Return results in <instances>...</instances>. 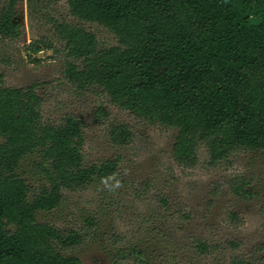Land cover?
<instances>
[{"label":"trees","instance_id":"obj_1","mask_svg":"<svg viewBox=\"0 0 264 264\" xmlns=\"http://www.w3.org/2000/svg\"><path fill=\"white\" fill-rule=\"evenodd\" d=\"M64 1L69 17L105 28L117 45L98 49L95 36L82 26L51 19L61 47L43 39L30 42L24 51L33 62L42 51L61 52L67 59L64 79L77 90L96 87L111 105L136 119L174 129L172 158L184 168L197 163L199 141L207 143L211 164L237 151H264V0ZM19 2H2L3 39L20 36L15 22ZM1 77L0 264H81L60 252L78 247L83 235L39 223L36 214L56 209L63 192L117 177L120 159L86 164L83 120L65 114L43 121L37 84L6 87ZM93 119L101 125L105 110L96 108ZM109 138L122 146L130 135L125 126L113 125ZM34 154L44 179L36 190L16 172ZM243 187L230 186L235 195ZM238 245L225 242L230 251ZM191 246L201 256L218 248L199 238ZM133 253L141 264H149ZM228 264L252 263L233 255Z\"/></svg>","mask_w":264,"mask_h":264},{"label":"rangeland","instance_id":"obj_2","mask_svg":"<svg viewBox=\"0 0 264 264\" xmlns=\"http://www.w3.org/2000/svg\"><path fill=\"white\" fill-rule=\"evenodd\" d=\"M51 19L82 26L95 36L98 49L116 46L117 40L105 28L69 17L64 0H20L15 16L19 38L0 37L1 84L24 88L36 83L43 121H56L65 114L81 118L86 164L120 159L117 177L63 192L56 209L36 214L39 223L83 235L78 247L61 255L75 257L81 264H141L133 252L149 264H228L233 255L264 264V151H237L211 164L207 143L199 141L195 166L177 165L172 158L174 129L136 119L111 105L96 87L77 90L64 79L67 59L61 52L42 51L37 54L39 61H32L24 51L30 42L43 39L61 47ZM98 107L107 114L101 125L93 119ZM113 125L127 128L126 144H112ZM38 162L37 154L29 155L16 171L34 190L44 183ZM234 182L244 185L239 195L231 191ZM87 221L92 224L87 226ZM193 238L218 248L201 256L191 246ZM227 241L239 243L238 248L226 249ZM119 252L130 254L122 259Z\"/></svg>","mask_w":264,"mask_h":264}]
</instances>
